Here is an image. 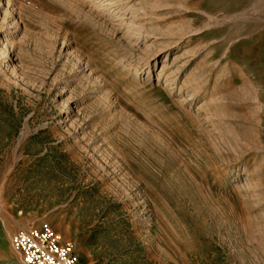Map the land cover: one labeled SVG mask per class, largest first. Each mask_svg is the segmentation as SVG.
<instances>
[{"label":"rangeland","instance_id":"1","mask_svg":"<svg viewBox=\"0 0 264 264\" xmlns=\"http://www.w3.org/2000/svg\"><path fill=\"white\" fill-rule=\"evenodd\" d=\"M42 223L79 264H264V0H0V264Z\"/></svg>","mask_w":264,"mask_h":264},{"label":"built area","instance_id":"2","mask_svg":"<svg viewBox=\"0 0 264 264\" xmlns=\"http://www.w3.org/2000/svg\"><path fill=\"white\" fill-rule=\"evenodd\" d=\"M10 242L23 264H79L73 243L47 223L19 226Z\"/></svg>","mask_w":264,"mask_h":264},{"label":"bare ground","instance_id":"3","mask_svg":"<svg viewBox=\"0 0 264 264\" xmlns=\"http://www.w3.org/2000/svg\"><path fill=\"white\" fill-rule=\"evenodd\" d=\"M3 53V52H2ZM6 53V52H5ZM7 56V55H6ZM78 258H79V256H78Z\"/></svg>","mask_w":264,"mask_h":264}]
</instances>
